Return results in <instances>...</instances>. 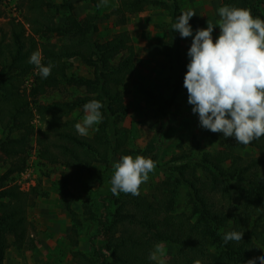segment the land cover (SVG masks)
<instances>
[{
  "label": "trees",
  "instance_id": "obj_1",
  "mask_svg": "<svg viewBox=\"0 0 264 264\" xmlns=\"http://www.w3.org/2000/svg\"><path fill=\"white\" fill-rule=\"evenodd\" d=\"M89 2L95 10L98 8L96 0ZM116 2L113 15L115 26L120 28L148 7L168 13L169 23L161 25L167 28L166 38L157 46L168 64L173 97L167 102L146 93V117L151 125L153 118L166 116L174 95L184 88L186 64L178 32L171 27L182 13L181 6L178 0ZM262 4L263 0H221V7L247 8L253 18L264 21ZM16 7L21 15L0 25V159L9 161L0 177V264L11 246L21 249L31 244L27 211L34 204L37 190L22 192L10 182L26 171L33 141L41 162L72 173L63 176L60 193L62 209L72 224L69 240L77 247L81 222L71 209L69 185L84 174L92 175L95 166H107L111 156L133 155L125 148L126 131L118 126L127 115L121 87L142 65L127 30L113 34L109 40L94 39L99 33L97 12L79 19L74 7L66 2L67 13L60 24L52 12L56 6L46 0H18ZM3 18L5 8L0 6ZM52 36L61 38L58 48L43 43ZM37 50L42 53V64L54 65L46 79L28 63ZM73 60L89 69V75L76 74ZM53 93L70 99L40 101ZM93 99L103 104V120L91 137H82L75 130L77 122L72 115L84 112L83 105ZM36 121L44 123L45 128L37 127ZM173 128L172 124L166 127ZM158 135L162 137L161 132ZM211 138L219 147L215 152L192 161L175 157L158 166L172 177L171 188L165 193L132 196L114 195L110 190L93 202L99 214L86 203L83 214L97 225L89 239L93 256L74 252L73 263L155 264L148 256L158 243L174 248L169 264H246L264 255V137L247 146L224 138L222 133H211ZM246 148L257 155L243 158L238 152ZM179 187L186 190L187 211L176 210ZM229 231L243 232L242 241L225 244L222 237ZM98 239L102 246L97 244Z\"/></svg>",
  "mask_w": 264,
  "mask_h": 264
},
{
  "label": "rangeland",
  "instance_id": "obj_2",
  "mask_svg": "<svg viewBox=\"0 0 264 264\" xmlns=\"http://www.w3.org/2000/svg\"><path fill=\"white\" fill-rule=\"evenodd\" d=\"M46 1L56 6L52 12L56 22L60 24L64 22L67 13L66 2H70L74 7L73 12L79 19L84 18L87 14L97 12L99 33L94 37L96 40H109L113 34L123 29L130 34L136 56L142 60V65L121 87L124 103L127 106V115L118 126L126 131L125 148L134 152L133 159L139 155L151 158L156 162L154 170L149 173L148 181L140 185L141 195L154 197V195L158 196L171 188L172 177L169 174H164L158 166L167 164L175 157H182L185 161L199 160L204 153L215 152L219 149L217 142L211 138L212 132L199 127L198 115L191 111L192 106L187 102L185 88L174 95L165 117L161 116L151 120V125L158 124L157 127H152L148 121L149 118L146 117V93H151L167 102L173 97V87L169 88L171 74L168 64L165 58L160 55L157 46L159 40L166 38L167 28L164 25L161 26L169 23L166 11L148 7L142 13L131 16L126 26L120 28L115 26L113 15L117 6L116 0H108L106 7H98L96 10L89 0ZM178 1L182 12L191 9L196 13L189 21L193 35L197 28H206L207 23L216 24L220 19L218 10L221 7V0ZM8 2L10 5L5 7ZM96 2L98 4L99 0ZM16 4H18V0H0V6L5 8V18L0 19V25L5 24L13 16L21 15ZM260 11L264 15V0ZM219 32V27L215 26L212 32L214 43ZM178 36L180 37L179 33ZM191 40L192 37H180L181 54L186 65L189 62L187 50L191 45ZM43 43L55 49L61 45L62 40L52 36L44 39ZM72 62L76 74L89 75V69L77 60ZM64 99L69 100L70 98L53 93L40 101L50 103ZM72 117L79 123L83 120L84 112L76 111ZM169 124H172L174 128L166 129ZM35 125L42 129L45 128L44 123L36 121ZM96 125L89 129V134L86 137L92 136ZM160 132L162 137L158 135ZM0 137H2L1 130ZM238 154L243 158H252L257 155L256 151L250 148L239 151ZM120 157L119 155L111 156L107 166H95L92 175L84 174L79 180L73 181L69 185L70 193L73 195L71 209L81 222V228L77 234L78 245L73 247L69 240L72 224L62 209L63 196L60 193L63 176L72 173L64 167L41 162L33 141L26 171L13 176L10 182V186H17L22 192H28L33 188L37 190L34 204L27 211V217L31 224V244L21 249L11 246L5 253L3 264H74L72 258L74 252L92 257L93 252L89 245V239L95 234L97 225L95 222L87 220L83 214V207L87 203L93 207L97 214L101 212L94 207L93 202H97L110 192V180L114 173L112 165L119 162ZM8 162L0 159V177L8 169ZM199 175H201L200 172ZM176 198V210L178 212L187 211L188 202L186 190L183 187L178 188ZM9 240L11 242L12 238ZM97 244L102 246V240L98 239ZM161 246L165 250L167 264L171 263L174 257V248L166 244H161Z\"/></svg>",
  "mask_w": 264,
  "mask_h": 264
},
{
  "label": "clouds",
  "instance_id": "obj_3",
  "mask_svg": "<svg viewBox=\"0 0 264 264\" xmlns=\"http://www.w3.org/2000/svg\"><path fill=\"white\" fill-rule=\"evenodd\" d=\"M107 5L108 0H99L97 7ZM218 13L216 24L207 23L206 28H197L194 35L189 21L196 13L191 9L182 12L171 26L181 38L192 37L183 86L192 113L198 115L199 127L247 146L264 137V21L253 18L247 8L223 6ZM215 26L220 32L214 43ZM28 63L38 69L42 79L51 75L54 66L51 62L42 64L39 50L30 55ZM101 108L103 104L95 99L83 105V120L74 125L79 136H87L93 125L102 122ZM155 166L151 158L121 156L112 165L111 192L138 196L140 185L148 181ZM242 237L243 232L229 231L222 239L225 244L239 243ZM148 259L167 264L161 244L154 246ZM257 260L264 264V255L249 259L246 264H256Z\"/></svg>",
  "mask_w": 264,
  "mask_h": 264
}]
</instances>
